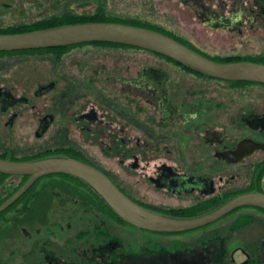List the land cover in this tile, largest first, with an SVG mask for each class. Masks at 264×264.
Here are the masks:
<instances>
[{"label": "flooded vegetation", "instance_id": "1", "mask_svg": "<svg viewBox=\"0 0 264 264\" xmlns=\"http://www.w3.org/2000/svg\"><path fill=\"white\" fill-rule=\"evenodd\" d=\"M152 1L155 23L109 15L106 0H78L91 8L75 16L132 21L215 62L264 67V0ZM30 50L50 51L11 53L56 56L60 66L29 96L0 84V113L12 114L6 122L12 126L18 116L13 109L24 101L37 120L34 139L50 141L37 153L11 158L3 156L5 148L0 158L81 161L135 203L173 218L197 217L238 195L264 193V82L214 77L166 55L112 42ZM72 51L78 53L66 66L65 53ZM33 99H42L41 109L30 104ZM0 178H10L1 186L2 205L29 176ZM31 216L37 219L27 222ZM222 225L196 242L186 237L190 230L137 228L83 179L49 174L0 212V264H264L242 244L226 253Z\"/></svg>", "mask_w": 264, "mask_h": 264}, {"label": "water", "instance_id": "2", "mask_svg": "<svg viewBox=\"0 0 264 264\" xmlns=\"http://www.w3.org/2000/svg\"><path fill=\"white\" fill-rule=\"evenodd\" d=\"M83 42H112L143 48L166 55L214 77L264 82L263 66L251 63H218L163 33L130 24L85 22L21 33H0V50L53 48ZM0 173L29 176L27 181L5 203L0 205V212L9 207L38 178L61 173L77 176L87 182L124 221L137 228L158 232H180L199 228L241 207L264 208V193L249 192L238 195L217 209L197 217L164 216L132 201L96 168L67 157H47L32 161L0 158Z\"/></svg>", "mask_w": 264, "mask_h": 264}, {"label": "rangeland", "instance_id": "3", "mask_svg": "<svg viewBox=\"0 0 264 264\" xmlns=\"http://www.w3.org/2000/svg\"><path fill=\"white\" fill-rule=\"evenodd\" d=\"M2 3H11L10 6ZM106 12L109 15L120 17L126 20H146L155 23L156 14L154 13L152 0H106ZM89 2L78 0H0V30L12 29L14 27H27L37 22H45L48 18L61 17L65 13H72L79 16L90 9ZM90 52H111L118 53L120 50L113 48H87ZM30 52L43 53L47 50H29ZM48 50L47 52H49ZM19 54L21 52H14ZM77 51L66 52V66H72ZM12 53L0 54V84L12 89L15 95L29 96L36 89L37 84L44 81L45 74L53 73L60 66L61 60L56 56H16ZM55 55L58 56V53ZM38 109L42 107V99H33ZM18 113L17 118L12 122V126L6 125L12 114L2 115L0 113V152L5 148L9 153L4 154L6 158L16 155H28L37 153L43 149L49 139H34L33 131L37 127L35 115L31 113V108L20 102L13 109ZM59 123V122H58ZM51 137V134H50ZM10 178H0V196L4 194L1 186L9 182ZM98 211H100L98 209ZM37 218H28L31 222ZM219 233L227 244L226 253L232 245L242 244V246L252 253V259H262L264 261V213L253 207H241L221 217L219 220L206 226L190 230L186 237L192 242L206 239L212 234V226H218ZM209 229V230H208ZM205 231V232H204ZM258 246V249L256 248ZM256 248V253L255 252ZM243 259L242 255H238ZM236 256V257H237ZM255 256V257H254ZM254 257V258H253ZM237 259V260H239ZM227 261L226 259H223ZM228 263V262H227Z\"/></svg>", "mask_w": 264, "mask_h": 264}, {"label": "trees", "instance_id": "4", "mask_svg": "<svg viewBox=\"0 0 264 264\" xmlns=\"http://www.w3.org/2000/svg\"><path fill=\"white\" fill-rule=\"evenodd\" d=\"M94 20H102L99 18H78L75 15H72L70 13H65L61 17L57 18H48L45 22H37L34 23L30 26L21 28V27H14L12 29H7V30H0V33H21V32H28V31H34L38 29H44V28H50L58 25H63V24H73V23H79V22H87V21H94ZM103 21H110L114 22V19H106L104 18ZM124 24H130V25H138L135 22L132 21H123ZM11 50H0V54H5V53H11ZM264 211V208L262 207H256Z\"/></svg>", "mask_w": 264, "mask_h": 264}]
</instances>
